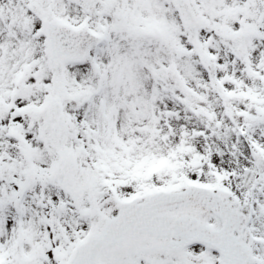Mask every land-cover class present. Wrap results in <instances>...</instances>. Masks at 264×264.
<instances>
[{"label": "snow or ice", "instance_id": "1", "mask_svg": "<svg viewBox=\"0 0 264 264\" xmlns=\"http://www.w3.org/2000/svg\"><path fill=\"white\" fill-rule=\"evenodd\" d=\"M0 264H264V0H0Z\"/></svg>", "mask_w": 264, "mask_h": 264}]
</instances>
